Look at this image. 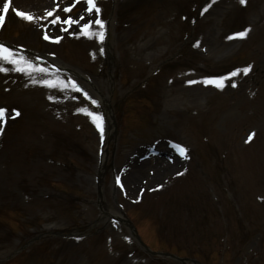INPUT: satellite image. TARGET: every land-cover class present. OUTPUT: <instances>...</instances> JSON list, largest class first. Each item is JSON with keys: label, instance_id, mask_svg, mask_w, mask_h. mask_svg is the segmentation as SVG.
Instances as JSON below:
<instances>
[{"label": "rangeland", "instance_id": "obj_1", "mask_svg": "<svg viewBox=\"0 0 264 264\" xmlns=\"http://www.w3.org/2000/svg\"><path fill=\"white\" fill-rule=\"evenodd\" d=\"M69 2L47 0L41 17L31 20L15 17L9 8L0 27V43L13 56L18 57L15 49L42 54L69 69L29 62L32 67L19 72L0 61V108L5 109L0 124V257L16 249V241H3L7 228L26 233L54 224L76 227L83 235L79 250L50 259L55 264H174L144 252L112 220L95 224L93 215L82 211L83 206L91 211L95 199L92 187L107 125L92 103L94 88L102 96L109 94L112 107L123 99L115 148L108 155L111 166L103 178L105 202L132 215L142 240L154 250L192 257L199 264H264V71L258 66L264 61V0L243 5L239 0L205 5L203 0H156L147 9L142 4L132 9L129 0H95L102 21L119 3L109 27H103L117 69L111 92L95 11L80 14L88 8L85 0ZM192 9L199 11L198 18ZM241 12L245 16L239 21ZM81 15L90 26L85 35L70 24ZM56 28L62 33H54ZM45 29L48 41L42 36ZM245 29L244 36L235 35ZM85 36L91 48L83 50L79 41ZM226 36L239 39L228 43ZM249 65L246 74L238 71ZM204 80L220 81L223 87ZM86 111L99 114L102 132ZM191 138L199 143L195 148L212 147L202 149L200 164L171 153L157 178L119 189L124 165L140 164L138 158L152 141L188 146ZM147 164L148 170L160 165L159 159ZM50 194L55 195L52 201ZM77 195L85 199L80 207Z\"/></svg>", "mask_w": 264, "mask_h": 264}, {"label": "snow or ice", "instance_id": "obj_2", "mask_svg": "<svg viewBox=\"0 0 264 264\" xmlns=\"http://www.w3.org/2000/svg\"><path fill=\"white\" fill-rule=\"evenodd\" d=\"M85 3L88 5V8L86 9V11H89V12H92L93 10L95 11L96 18L93 21V23L98 25L100 30H101L99 33L96 34V38L98 40H101V39H103V26L104 25H103V21L99 17L100 9L98 7H96L95 0H85ZM239 3L241 5H243L245 3V0H239ZM9 6H10L9 0H3V11H0V22H3L4 12H6L9 9ZM13 11L15 12V14L18 17H21L25 20H31L32 19L31 16H29L28 14H26L24 12L16 11L15 9H13ZM64 11L65 12L69 11V8L65 7ZM46 15H51V13L47 12ZM65 23H67V21H65ZM87 28H89V24H85L84 27L82 28V31L84 29H87ZM246 32H247V29H245L243 32L236 33L235 35L238 37H242V36H244V34ZM85 34H87V33H85ZM44 38L48 39L47 36H45ZM4 53H8V55H4ZM0 61L12 64L13 69L16 71H19V72H26L28 68L32 67V65H30L29 62L24 57L13 56L11 51L9 49H7L2 44H0ZM249 68H250V65L243 68V69H239L238 71H242L243 73L246 74L249 71ZM0 70H3V69H0ZM235 74H236L235 72L232 73V75H235ZM189 83H191V81H189ZM203 83H205V84L213 83L218 88L223 87V84L220 81L204 80ZM73 87H75V85H73ZM92 103L95 104V101H92ZM13 111H15V110H13ZM4 112H5V109L0 108V124H2V117L4 115ZM85 114L92 118V123L95 125L97 131L102 132V122L100 121L99 114H96L93 112H87V111L85 112ZM251 135L252 134L250 133L249 139H251ZM177 148H179V154L182 156L183 155V149L178 145H177ZM117 182H119L118 178H117Z\"/></svg>", "mask_w": 264, "mask_h": 264}, {"label": "bare ground", "instance_id": "obj_3", "mask_svg": "<svg viewBox=\"0 0 264 264\" xmlns=\"http://www.w3.org/2000/svg\"><path fill=\"white\" fill-rule=\"evenodd\" d=\"M45 3H47V0H13V8L16 11L26 12L32 18H37L40 15V11L43 10V7L41 6ZM53 32L60 34L61 30L56 28ZM44 34H46V36L48 35L47 29H45ZM48 36L50 37V35ZM155 164L156 163H154V165ZM134 165L135 164H133V166ZM136 166L138 167L136 168ZM147 166L148 164L146 165V162H141L140 164L135 165L133 168L124 173L122 181L128 187L135 186L139 181L143 182L148 178V174H145L147 171L149 172V178H157L156 176H159L167 169V165L164 164V161H162L160 165L153 167L152 170L145 168ZM150 171L152 173H150Z\"/></svg>", "mask_w": 264, "mask_h": 264}]
</instances>
